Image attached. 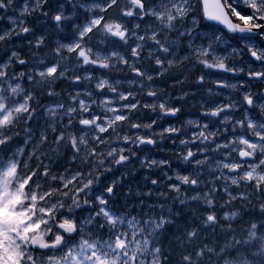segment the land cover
Returning <instances> with one entry per match:
<instances>
[{"label":"snow or ice","instance_id":"1","mask_svg":"<svg viewBox=\"0 0 264 264\" xmlns=\"http://www.w3.org/2000/svg\"><path fill=\"white\" fill-rule=\"evenodd\" d=\"M0 264H264V0H0Z\"/></svg>","mask_w":264,"mask_h":264}]
</instances>
